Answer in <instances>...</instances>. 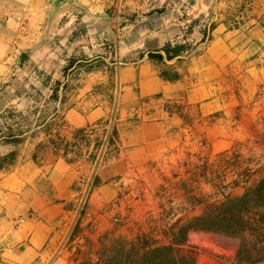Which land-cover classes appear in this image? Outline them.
Masks as SVG:
<instances>
[{
	"label": "crops",
	"instance_id": "0c3cea01",
	"mask_svg": "<svg viewBox=\"0 0 264 264\" xmlns=\"http://www.w3.org/2000/svg\"><path fill=\"white\" fill-rule=\"evenodd\" d=\"M9 2L18 4V10L9 12L0 25V70L10 67L14 52L20 53L26 68L45 67L52 74L49 99L58 67L66 61L60 50L77 48L86 54L92 43L106 46L115 25V19L110 20L115 17L108 14L113 4L119 13L140 19L118 31L119 56L127 62L117 77V101L101 89L108 79L101 71L79 74L60 107L55 102L19 145H3L8 151L17 150V156L13 164L0 169V264H59L79 218L74 205L77 180L93 167V162L66 153L62 142H70L78 129L108 118L116 102L117 149L98 169L84 213L87 220L94 217L102 223L108 207L118 199L121 184L151 160L153 145L171 122V115L161 107L163 100L180 95L197 112L208 113L230 96L237 74L243 77L250 72L255 75L253 82L264 77V0ZM161 7L162 12L155 10ZM78 23H84L87 31L75 39ZM211 23L210 38L203 41ZM191 42L205 46L187 55ZM168 43L187 46L176 63V80L161 77L148 58L150 51ZM139 52L142 57L135 59Z\"/></svg>",
	"mask_w": 264,
	"mask_h": 264
},
{
	"label": "rangeland",
	"instance_id": "374dc122",
	"mask_svg": "<svg viewBox=\"0 0 264 264\" xmlns=\"http://www.w3.org/2000/svg\"><path fill=\"white\" fill-rule=\"evenodd\" d=\"M114 6L108 8L109 17H115L110 18L115 19V25L109 31L106 46L100 48L92 43L86 54L77 48L60 50L66 61L58 67L59 76L52 83L56 97L47 98L52 74L45 67H36V71L26 68L20 53H13L10 67L4 72L0 70L2 133L9 126L14 131L23 130L25 135L29 128L44 120L55 102L60 107L79 74L101 71L108 77L101 89L117 101L120 92L117 77L127 62L124 56H119L118 31L140 19L119 13L118 6ZM17 8L14 2L0 0V25ZM155 10L162 12L163 7ZM86 31L84 23L76 24L73 38H81ZM191 43L192 49L187 55L200 52L205 46L201 42ZM142 55L139 52L134 57L138 59ZM179 59L152 63L159 74L164 70L172 73L177 72ZM237 75L230 96L221 100L212 112H197L180 95L161 102L163 111L171 115V122L166 123L161 139L153 145L151 160L121 184L118 199L108 207L102 223L94 217L87 220L84 215L87 204L79 210L74 200L79 218L73 237L63 247L65 251L59 264H82L87 260L103 264L119 240L139 243L142 251L172 245V254L178 259L187 258L191 264H241L236 259L239 237L196 226L200 220L220 215L224 203L255 188L264 179V77L253 82L255 75L250 72H245L243 77ZM113 106L108 118L88 126L83 133H76L70 142H62L66 153L88 163L103 152L95 181L104 160L117 149L116 102ZM3 145L0 142L1 155L9 152ZM257 210L255 207L252 213ZM243 236L258 242L250 231ZM177 238L184 240L179 243ZM242 264H264V259Z\"/></svg>",
	"mask_w": 264,
	"mask_h": 264
},
{
	"label": "trees",
	"instance_id": "16d2710c",
	"mask_svg": "<svg viewBox=\"0 0 264 264\" xmlns=\"http://www.w3.org/2000/svg\"><path fill=\"white\" fill-rule=\"evenodd\" d=\"M205 29L203 41L210 38V31ZM187 51L185 44L170 43L164 45L161 49H156L148 53V58L156 63H164L174 57L181 56ZM161 77L166 80H176L179 78L177 72L170 73L167 70L161 72ZM54 90L53 97L57 96ZM6 133L0 131V142L3 144L19 145L25 138L24 131H14L11 127L6 126ZM84 129H78L77 134L83 133ZM17 156V150L13 149L6 154H0V169L7 168L14 163ZM258 210L252 213L253 209ZM198 228L205 230H214L241 239L237 251L236 259L239 263L250 262L264 259V179L259 182L255 188H249L245 193L230 202L224 203L220 210V215L200 220L196 225ZM250 231L256 236L258 242H251L244 239L243 234ZM184 239H176V242H183ZM172 245H160L151 249H143L139 243L126 241H117L111 250V254L105 258L103 264H191L190 261L182 257L176 258L172 252ZM258 256L254 258V256ZM82 264H97L89 260Z\"/></svg>",
	"mask_w": 264,
	"mask_h": 264
},
{
	"label": "built area",
	"instance_id": "2783aa9c",
	"mask_svg": "<svg viewBox=\"0 0 264 264\" xmlns=\"http://www.w3.org/2000/svg\"><path fill=\"white\" fill-rule=\"evenodd\" d=\"M103 159V152L98 153L93 161V169L89 174H81L77 180V194L75 197L77 208L82 210L95 187V171Z\"/></svg>",
	"mask_w": 264,
	"mask_h": 264
},
{
	"label": "water",
	"instance_id": "95a60500",
	"mask_svg": "<svg viewBox=\"0 0 264 264\" xmlns=\"http://www.w3.org/2000/svg\"><path fill=\"white\" fill-rule=\"evenodd\" d=\"M177 57H179V56H177Z\"/></svg>",
	"mask_w": 264,
	"mask_h": 264
}]
</instances>
